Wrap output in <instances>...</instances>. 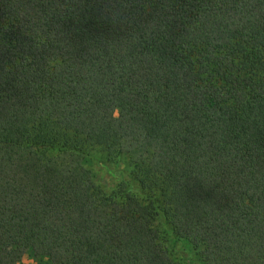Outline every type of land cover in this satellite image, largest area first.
Masks as SVG:
<instances>
[{
	"label": "trees",
	"instance_id": "obj_1",
	"mask_svg": "<svg viewBox=\"0 0 264 264\" xmlns=\"http://www.w3.org/2000/svg\"><path fill=\"white\" fill-rule=\"evenodd\" d=\"M176 252L264 264V0H0V264Z\"/></svg>",
	"mask_w": 264,
	"mask_h": 264
},
{
	"label": "rangeland",
	"instance_id": "obj_2",
	"mask_svg": "<svg viewBox=\"0 0 264 264\" xmlns=\"http://www.w3.org/2000/svg\"><path fill=\"white\" fill-rule=\"evenodd\" d=\"M90 155L92 156L91 160L88 163V167L91 169L95 182L100 185L105 191L109 192L116 188L118 183L119 173H113L109 170L105 163L109 162L104 153L98 148L94 147L89 150ZM112 164V163H111ZM112 165H116L121 170L126 169V164L124 159H118V161H113ZM175 261L178 264H189L186 257H182L180 253L176 252L173 254ZM24 262L31 263L32 260L29 258H24Z\"/></svg>",
	"mask_w": 264,
	"mask_h": 264
}]
</instances>
